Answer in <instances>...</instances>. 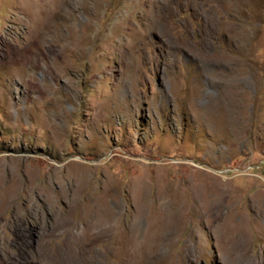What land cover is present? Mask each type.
I'll return each instance as SVG.
<instances>
[{"label": "rangeland", "instance_id": "rangeland-1", "mask_svg": "<svg viewBox=\"0 0 264 264\" xmlns=\"http://www.w3.org/2000/svg\"><path fill=\"white\" fill-rule=\"evenodd\" d=\"M0 264H264V0H0Z\"/></svg>", "mask_w": 264, "mask_h": 264}, {"label": "bare ground", "instance_id": "bare-ground-1", "mask_svg": "<svg viewBox=\"0 0 264 264\" xmlns=\"http://www.w3.org/2000/svg\"><path fill=\"white\" fill-rule=\"evenodd\" d=\"M144 184V183H143ZM166 188V187H165ZM144 192V191H143ZM143 194V193H142ZM141 194V195H142ZM145 194V193H144ZM168 205V204H167ZM169 208V207H168ZM142 210H145L142 209ZM171 210V209H170ZM167 206H165L164 208H161V213L159 214L158 217H156V221H155V236L158 238V240L162 241V238L164 237V235H166V228L169 227V225L173 222V218L177 215V213L174 215L172 212H170L169 214H167ZM181 211V210H180ZM183 212V211H182ZM165 213L167 215H165ZM143 214V213H142ZM158 242V241H157ZM147 248V247H145ZM158 248V247H157ZM141 251L143 252V249H141ZM145 251V250H144ZM141 254V253H140ZM145 255V254H144ZM142 256V255H141Z\"/></svg>", "mask_w": 264, "mask_h": 264}]
</instances>
